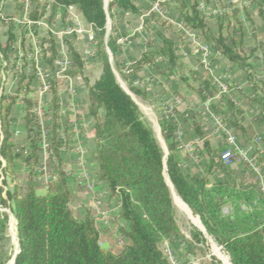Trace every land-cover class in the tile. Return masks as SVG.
<instances>
[{
  "label": "trees",
  "instance_id": "1",
  "mask_svg": "<svg viewBox=\"0 0 264 264\" xmlns=\"http://www.w3.org/2000/svg\"><path fill=\"white\" fill-rule=\"evenodd\" d=\"M8 1V0H0ZM15 4L16 18H21L22 6L18 0ZM35 8L27 12L28 22L33 25L45 18L46 11L41 10V3L32 0ZM157 2L158 0H151ZM176 11L186 26L199 32L208 46L222 58L235 65L245 73L248 84L258 91L254 83L253 66L248 57L236 52L238 46L232 29H238L240 41L244 36L241 10L232 5L231 11L217 22L218 35L214 36L201 16L199 6L208 0H172ZM51 18L58 11L64 15L65 22L68 10L74 9L77 15L91 26L97 44V56L101 68L98 79L89 84L84 76L83 62L67 42L71 63L67 66L66 78L80 77L85 83L88 106L87 111L93 120L95 151L93 154L99 178L106 184L108 197L118 205L117 215L127 230L120 229L129 240L120 253L103 250L100 247V232L89 213L82 220H77L70 207L72 193L67 185V173L61 159L62 136L58 132L60 105L57 101L58 85L51 78V134L47 153L50 163L55 168V180L45 187L37 186L35 168L40 160L41 126L33 112L36 100L29 97L31 79L24 84V74L17 79V90L14 95L0 91V207L8 209L16 221V236L19 253L13 264H170L162 251V245H174L181 237L178 228L173 202L164 172L176 194L203 225L207 235L224 251L230 264H264V196L254 186H243L237 183L235 170L226 165L221 158L223 152L213 146L201 130L200 123L192 110L184 122L187 129L183 131L182 143L199 139L202 150L199 157L204 162L203 173L194 172L184 175L179 151L181 144L177 141V128L170 124L160 123V134L167 151L164 169V153L157 143L152 129L148 126L138 106L117 83L115 73L124 81L157 62H166L170 70L192 88L200 101H210L211 112L229 124L235 135L245 143L264 144V98L256 94L255 102L259 112L248 124L243 121L246 116L243 110L227 97H220L213 102L217 90L211 84V76L205 72L203 77L188 69L176 54L172 39L164 36L158 28L164 27L166 21L154 14L143 17L134 5V0H111L107 6L110 19V30L107 32V17L102 0H50ZM130 13L143 17L144 30L158 41L156 45L145 42V49L130 62L118 60L122 49L120 40L126 37L118 29L116 12ZM248 20L250 16L244 13ZM262 15V11H259ZM47 19L50 24L52 19ZM5 18H0V25ZM10 19V18H7ZM253 37H255V31ZM228 40L231 45L228 44ZM17 37L7 32V40L0 41V56L10 64V57L15 53L14 43ZM43 61L47 69L54 70L53 62L57 57L58 43L49 34L47 39L40 38ZM241 43V42H240ZM259 56L264 69V43L257 42ZM111 55V61L109 54ZM17 58V57H16ZM33 73L35 62L32 61ZM135 94L154 104L145 93L132 88ZM22 95V97L20 96ZM21 97V98H20ZM21 102L25 106L24 129L26 143L16 147L10 130L13 107ZM232 115V121L227 120ZM256 129H262L259 135ZM66 133V132H65ZM227 146V141L223 142ZM257 146L253 151V160L264 173V158L258 153ZM237 156H231L230 162H236ZM28 170V181L25 186L15 184L18 173ZM241 171L253 175L245 163ZM221 175L224 180H215L208 188L209 179ZM10 185H12L10 187ZM43 192H39V190ZM248 208L243 210L242 207ZM224 208H228L224 212ZM6 215H0V232L5 231ZM196 243L204 242L202 234H192ZM211 264H219L215 260Z\"/></svg>",
  "mask_w": 264,
  "mask_h": 264
},
{
  "label": "rangeland",
  "instance_id": "2",
  "mask_svg": "<svg viewBox=\"0 0 264 264\" xmlns=\"http://www.w3.org/2000/svg\"><path fill=\"white\" fill-rule=\"evenodd\" d=\"M102 1L103 5L105 3L107 6L111 2V0ZM18 2L23 8L21 18L14 17L15 4L12 0L0 1V18H5L3 24L0 25V41L5 42L7 40L8 31H11L17 37V41L14 43L16 52L11 54L10 64L7 65L0 56V91L3 89L5 94L14 95L17 90V79L21 77L20 74L22 73L25 77L24 84H26L27 79L32 80L29 97L32 100H36L37 105L33 108V111H38L40 115L39 122L43 123L40 136V160L35 168L36 175L33 182L37 186L45 187L49 182L55 180L56 173L55 168L47 158L46 152L52 125L51 106L50 103H44V100H48L47 102L51 100V78L58 85L57 100H74L71 94L72 90L71 92L68 91V83H66L71 78L64 76L68 65L65 70L61 69L62 64L65 62L71 63L67 42L72 43L79 52L81 51L83 73L89 84H93L98 79L101 68L97 56V44L91 26L81 16L77 15L74 9L68 10V16L63 22L62 17L64 15L61 11H58L55 17H50L52 11L50 0H38L41 3V10H45L46 15L43 20L33 25L28 22L27 12L35 8V3L32 0H18ZM134 5L143 17H149L150 14H154L166 21V25L158 28V30L174 41L176 54L188 69L200 77H203L205 72L209 73L211 84L218 92L213 102H219L220 97L223 96L232 100L239 109L243 110L246 116L241 121L244 125L257 116L259 108L255 98L256 94L264 98V69L261 62L255 60L254 57L259 56V51L256 50V43H264V0H208L207 4L201 2L199 6L201 16L214 36L218 35L217 22L222 15L229 13L232 5L240 8L242 12L240 19L244 25L242 41H240L237 28H231L230 32L234 36L236 43H239L238 46H234V50L248 57V62L253 66L254 83L259 88L257 92L248 84L244 72L214 52L199 32L192 31L186 26L176 11L177 5L172 0H158L157 2L134 0ZM259 11H262V15H259ZM244 13H248L251 20H248ZM106 17L107 26H109L110 30L107 7ZM143 17L121 11L116 12L115 19L118 29L127 34L119 42L122 44V49L118 54L119 61L128 63L137 57L145 49V42H152L154 45L158 43L144 30ZM49 18L52 19L50 24L46 21ZM252 30L255 31V37H253ZM49 34L58 43L57 59L53 62V72L47 69L43 61L42 47L40 46L43 45V48H47L48 45L39 43L40 38L47 39ZM79 38L81 40L85 38V41L76 43ZM228 44L232 46L229 40ZM32 61L35 62L36 71L34 73ZM42 67L45 69H41ZM115 75L117 83L138 106L144 120L152 129L163 153L165 152V144L160 134V123H170L177 128V141L181 144L179 151L182 159L181 170L184 175L194 172L203 173L204 162L207 159L206 156L203 159L198 156L202 150V142L199 139L182 143L183 131L187 129V124L184 122L188 118V112L192 110L200 123L205 137L213 146L223 150L221 157L227 152H230L231 156H237L236 162H230V164L224 162L235 170L237 183L240 182L245 187L254 186L264 196V173L253 160L255 147L257 146L258 153L261 156L260 151L264 152V144L260 140L254 141V144H248L241 138L237 139V135H235L226 120L215 116L211 112L209 109L210 101L202 103L193 89L181 82L173 70H170L168 63L159 61L154 66L147 67L139 73L131 75L128 81H124L116 73ZM44 87L48 88L45 90ZM132 88L145 93L155 103L151 104L141 95L135 94ZM47 95H49V98ZM20 96L22 97V95ZM69 113L68 108H60L58 132L62 136L63 152L81 144L78 139L72 137L74 133L78 134V131H80V121L77 120L75 112H73L75 116H69ZM25 114L24 104L18 102L13 107V118L10 122L13 140L17 148L23 146L21 145L22 137L19 132L21 127L24 126ZM232 119L231 114L227 116V120L232 121ZM256 131L259 135H262V129H256ZM157 136L160 137L162 142ZM225 140L227 141V146H223ZM241 163L247 164L254 174L251 176L248 172H242ZM224 179L221 175L213 176L209 179L208 188H211V184L215 180ZM166 180L168 179L166 178ZM27 181L28 170L23 169L16 176L15 184L23 187ZM39 192H43V190L41 189ZM108 196V191L106 190L97 198H94L97 207H101V203L105 205V210L100 211L97 222L94 221L98 229L106 226L105 229L107 228V230L111 231L110 235L113 238V249L110 250L107 245H104V238L99 239L100 247L103 250H110L117 254L125 246L123 234L120 231L124 225L115 221L118 205L113 204ZM173 207L181 237L174 245L168 243L162 245V251L170 264H211L213 260L219 264H226L219 256L226 259L228 264H230L227 255L207 235L200 220L191 213L189 208L186 206L191 218L176 204H173ZM242 209L247 210L248 208L244 206ZM227 210L228 208H224V212H227ZM0 215L7 216L5 231L0 232V264H10L17 250L15 220L8 209L0 207ZM197 232L202 234L204 242L196 243L192 240V234Z\"/></svg>",
  "mask_w": 264,
  "mask_h": 264
},
{
  "label": "crops",
  "instance_id": "3",
  "mask_svg": "<svg viewBox=\"0 0 264 264\" xmlns=\"http://www.w3.org/2000/svg\"><path fill=\"white\" fill-rule=\"evenodd\" d=\"M84 41L85 38H83L82 40L79 38L76 43H83ZM74 49L76 50V48ZM76 51L81 56V51L79 52L78 49ZM41 69L44 70L45 68L42 67ZM66 83H68V91L71 92L72 90L71 94L73 95L74 100H57L58 104L60 105V108L69 109V116H75L73 114V112H75L76 118L80 121L81 124V129L80 131H78V134L74 133L72 135V137L78 139L81 144L78 147L76 146L74 148L68 149L65 152L61 151V159L63 161L64 169L67 173V185L70 192L72 193L70 207L75 219L82 220L86 216V214L89 213L90 217L96 221L98 215H100V211L105 210V205L101 203L102 206L97 207L94 198H97L99 195L104 193L107 188L106 184L102 182L99 178L97 166L93 158V154L95 151L94 129L93 120L87 111L88 95L86 87L80 77L68 79ZM47 96L49 98V95ZM47 101L48 100H44V103H50V100L49 102ZM11 117L13 118L12 115ZM10 130L12 132L11 124ZM19 134L22 137L21 145H24L26 143V132L24 126L21 127ZM236 138L240 139L239 136H236ZM260 153L262 158H264V152L260 151ZM115 221L119 224L123 223V228L127 230L125 222L121 218H119L118 215L116 216ZM105 227L106 226L99 229L100 240L104 238V245H107L111 250L113 249V238L110 235L111 231L107 230V228L105 229ZM123 239L125 241V245H128L129 240L124 236ZM120 252L121 251H119L118 253Z\"/></svg>",
  "mask_w": 264,
  "mask_h": 264
},
{
  "label": "bare ground",
  "instance_id": "4",
  "mask_svg": "<svg viewBox=\"0 0 264 264\" xmlns=\"http://www.w3.org/2000/svg\"><path fill=\"white\" fill-rule=\"evenodd\" d=\"M158 135H159V134H158ZM157 137H158V136H157ZM158 138H159V140L162 142V140L160 139V137H158ZM165 176H166V175H165ZM166 178H167V177H166ZM166 181H167V183H168V185H169V187H170L171 193H172V201H173V204H176L180 209H182L183 211H185V212L187 213L188 217L191 218L190 213H189L187 207L184 205V203L181 201V199L176 195V193H175L173 187L171 186V184L169 183V181H168V180H166ZM16 251H17V250H16ZM219 258H220L221 260H223L226 264H228V261H227L226 259H224V258H222V257H220V256H219Z\"/></svg>",
  "mask_w": 264,
  "mask_h": 264
},
{
  "label": "built area",
  "instance_id": "5",
  "mask_svg": "<svg viewBox=\"0 0 264 264\" xmlns=\"http://www.w3.org/2000/svg\"><path fill=\"white\" fill-rule=\"evenodd\" d=\"M92 39V38H91ZM69 54V53H68ZM71 57V56H70ZM56 59H57V57H56ZM56 59H55V61H56ZM54 61V62H55ZM67 65H70V62H65L64 64H62V66H61V69L62 70H65V67L67 66ZM53 66H54V64H53ZM48 87H44V89L46 90ZM36 115H37V117H38V120H39V118H40V115H39V113H38V111H33ZM39 124H40V126H41V128H43V123H41V122H39ZM60 135H61V133H60ZM48 147V146H47ZM46 152H47V150H46ZM49 156H48V153H47V158H48ZM222 161L223 162H227L228 164H230V158H231V153L230 152H227V153H225V154H223L222 155ZM49 159V158H48Z\"/></svg>",
  "mask_w": 264,
  "mask_h": 264
},
{
  "label": "water",
  "instance_id": "6",
  "mask_svg": "<svg viewBox=\"0 0 264 264\" xmlns=\"http://www.w3.org/2000/svg\"><path fill=\"white\" fill-rule=\"evenodd\" d=\"M106 7H107V5L104 3L103 8H104L105 13H106ZM107 32H109V26H107ZM108 54H109L110 61H111V60H112V59H111V55H110L109 52H108ZM115 76H116V75H115ZM166 158H167V151H166V148H165V152H164V161H163V163H164V169H166V167H165V164H166ZM165 175H167V174L164 172L163 176H164V179H165L166 185L168 186L169 191H170V187H169V185H168V183H167V181H166V176H165ZM167 179H168V177H167ZM168 181H169V179H168ZM169 183H170V181H169ZM170 184H171V183H170ZM170 194H171V191H170ZM18 253H19V249H18V241H17V251H16V253L14 254V256L12 257V259H11V261H10V264H13V263H14V260H15L16 256L18 255Z\"/></svg>",
  "mask_w": 264,
  "mask_h": 264
}]
</instances>
